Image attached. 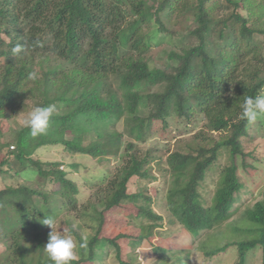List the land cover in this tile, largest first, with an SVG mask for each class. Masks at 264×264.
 <instances>
[{"label": "trees", "instance_id": "obj_1", "mask_svg": "<svg viewBox=\"0 0 264 264\" xmlns=\"http://www.w3.org/2000/svg\"><path fill=\"white\" fill-rule=\"evenodd\" d=\"M152 2L153 12L147 9V0H0V58L6 60L5 70L0 69V120L9 122L23 108L25 98H37L39 92L44 97L42 106L56 109L45 134L33 137L26 127L14 137L13 150L0 149L5 153L0 158V177L4 176L0 241L6 248L0 264H52L43 248L51 229L42 224L43 219L49 215L57 219L62 206H78L77 184L67 178L68 172L60 171V162L38 159L39 149L63 145L71 154L103 161L119 156L125 144L122 166L103 179L101 199L108 211L141 197L128 192L131 180L146 177L151 159L139 154L138 144L153 121L167 123L170 117L189 123L199 117L204 121L203 130L186 143L184 152H172L167 159L173 178L167 192L171 221L181 225L180 235L192 238L221 226L233 215L236 194L242 188L235 163L220 171L209 206L203 205L199 189L222 151L231 160L244 154L241 139L248 135L250 123L241 119V106L246 97L263 95L264 90V42L254 38L264 36V30L248 22L254 15L264 22V0H227L226 5L220 0ZM216 8L233 12L218 19ZM239 8L248 11V16ZM191 18L197 22L191 33L199 44L178 47L173 44L176 34L171 23ZM17 44L23 50L13 54ZM158 46L163 47L166 59L162 67L154 68L150 52ZM36 59L42 69L47 67L44 79L33 81L28 74L34 71ZM141 82L147 83L145 91L137 88ZM158 86L163 90L155 91ZM144 99L146 110L142 109ZM120 122L124 133L111 130ZM88 134L97 139L85 145L83 137ZM37 175L57 181L59 189L48 193L34 186ZM139 212L162 220L146 207ZM242 222L246 228L235 229L246 237L236 244L237 264H244L247 253L257 247L262 248L264 264V193L245 210ZM154 228L147 227L142 237L152 235ZM99 233L71 264L101 258L99 251L109 243L120 254L119 239L127 236L111 240L99 238ZM231 245L206 253L215 256ZM164 258L162 263L170 257ZM175 260L173 264H186V258Z\"/></svg>", "mask_w": 264, "mask_h": 264}, {"label": "rangeland", "instance_id": "obj_2", "mask_svg": "<svg viewBox=\"0 0 264 264\" xmlns=\"http://www.w3.org/2000/svg\"><path fill=\"white\" fill-rule=\"evenodd\" d=\"M220 2L222 5L227 4V0H220ZM147 9L153 12L154 2L152 0H147ZM238 11L244 17L249 14L243 8H239ZM232 12V10L216 8L214 16L220 19L223 16H231ZM171 24L172 31L176 34L173 44L184 48H192L199 44L198 39L191 33L197 27L195 19L191 18L186 22L176 20ZM248 24L252 28L264 30V22L262 23L256 15L249 20ZM254 38L259 42H264L263 35L256 34ZM208 43H211L209 39ZM162 49V46L153 47L150 52L151 59L154 60V68L158 65L162 67L165 62L166 57H163ZM56 62V60H51L52 65ZM38 63L39 60L36 59L33 69L38 73V78L43 80L47 64L42 69ZM5 66L6 60L0 58V69L4 71ZM146 85V82H141L137 88L139 91H145ZM154 90L162 91L163 89L158 86ZM25 94L28 95L27 86H25ZM262 94L264 95V90ZM24 101L23 108L14 114L9 122L6 119L0 120V149L7 146L9 150H13L14 137L20 130L26 128L22 123L23 119L33 107L43 105L44 97L39 92L37 98H25ZM145 104L146 99L142 104L143 110H146ZM203 125L202 117L194 123L185 122L176 117H170L167 123L160 120L153 121L151 128L146 131L143 143L138 144L137 148L141 156L147 155L148 159L151 158L146 166V177L133 179L128 185L130 194H140L141 197L108 211L105 210L101 199L104 196L103 179L108 175L110 178L122 166L123 156L126 153L125 144L119 156L110 155L103 161L88 155L71 154L63 145L43 147L36 152L35 156L43 162H60L62 165L59 167L60 171L68 172L67 178L79 187L77 208L62 206L63 212L55 220L53 226L55 231L71 232L77 240L86 237V245L99 231L98 237L102 239L118 240L120 235L127 236L119 239L120 254H118L116 245L109 243L104 250L99 251L101 258L96 257L95 260L82 264H123L122 262L125 264H173L176 261L175 258L179 257L186 258V264H237L240 261V251L236 244L246 237L245 233H237L235 229L246 228L242 222L245 210L261 200L264 193V116L250 123L247 129L248 135L241 139L244 154L231 160L230 154L222 151L214 168L207 173L199 189L203 205L209 206L217 189L220 171L235 163L242 188L236 194L233 215L217 228L202 230L192 238H185L180 235L183 232L181 225L171 221L172 217L167 206V192L173 179L168 171L167 159L172 152H184L186 143H191L195 134L203 130ZM111 130L124 133L125 126L123 122H120L113 125ZM213 136L217 138L219 135L215 133ZM83 139L84 144L89 145L97 138L93 134H88ZM124 140H127V136ZM4 154L0 151L1 159ZM71 164L76 167H70ZM28 179H34V177ZM50 179L37 175L33 182L35 185H33L38 186L44 192L53 193L59 189L60 184ZM3 180L4 176L0 177V189ZM142 207L153 210L158 216H162V220L142 216L139 212ZM102 221H104L103 227L101 226ZM149 226L150 231L153 226L157 228H154L152 235L149 234L148 237L143 238ZM100 227L102 230L99 229ZM228 244L233 245L218 255L208 256L206 253L217 246ZM4 245L5 243L0 241V254L6 249ZM164 257H170L164 261L166 263L161 262ZM78 258H80V249L76 252V259ZM244 264H263L262 248L257 247L249 251Z\"/></svg>", "mask_w": 264, "mask_h": 264}, {"label": "clouds", "instance_id": "obj_3", "mask_svg": "<svg viewBox=\"0 0 264 264\" xmlns=\"http://www.w3.org/2000/svg\"><path fill=\"white\" fill-rule=\"evenodd\" d=\"M22 50L23 45L21 44H17L12 49L13 54H19ZM28 79L37 80L38 73L36 71L30 72ZM241 107V119H246L249 123L256 122L258 118L264 116V95H257L254 98L246 97ZM55 110L54 105L35 106L22 123L30 129V134L33 137L45 134ZM55 220L56 218L51 215L43 219L42 224L51 229L48 242L43 247L44 251L52 264H71L76 259V252L86 246V237L77 240L71 232L55 231L53 228Z\"/></svg>", "mask_w": 264, "mask_h": 264}, {"label": "built area", "instance_id": "obj_4", "mask_svg": "<svg viewBox=\"0 0 264 264\" xmlns=\"http://www.w3.org/2000/svg\"><path fill=\"white\" fill-rule=\"evenodd\" d=\"M12 148H14V147H12Z\"/></svg>", "mask_w": 264, "mask_h": 264}]
</instances>
